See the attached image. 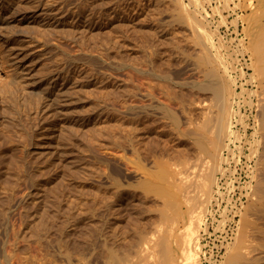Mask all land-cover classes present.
<instances>
[{
    "label": "rangeland",
    "instance_id": "1",
    "mask_svg": "<svg viewBox=\"0 0 264 264\" xmlns=\"http://www.w3.org/2000/svg\"><path fill=\"white\" fill-rule=\"evenodd\" d=\"M5 1L6 9L0 11V18H7L12 27L0 28V209L2 208L0 213L7 205L14 210L13 212L10 210L8 223L0 218L2 219L0 224L3 222V226L2 224L0 226L3 231L0 234V249L4 248V240L8 239L10 234H14V228L16 231L20 230L21 236L24 234L26 236L30 232L32 234L31 230L36 227L37 221L29 220V211L31 213L40 207L49 210L56 205L57 207L61 205L63 208L86 207L94 199L99 205L110 200L119 202L121 209L118 207V211L115 210L114 214L120 213L119 218H122L123 222H120L122 226L118 229L120 232L128 229L129 232L131 230L134 232V234L132 231L130 234L128 231L123 232V236L125 234L123 240L128 235V239L125 240L135 242L140 232L144 236H150L149 238L160 237L159 232L163 234L168 230L161 214L166 208L163 209L165 202L158 195L157 187L154 185L156 182L158 184L161 182L155 180L153 175L163 165H168L172 171L182 170V175L177 174L172 177V179L177 178L174 182H180L181 178L186 181L183 187L186 193L180 199L182 211L197 210L194 215L199 211L203 213V215L200 213L203 219H206L207 208L211 207L208 196H198L191 186L192 180L200 178V165L202 166L205 156L198 147L196 141L198 137L195 135L200 132L197 126L202 124L205 117L199 108V102L202 100L211 102L213 98L210 93L192 89L196 83L210 81L206 76L207 67L199 62V56L206 53L208 45L211 48L210 53L216 56L221 51L219 54L223 58V65L220 67L218 64V67L221 69V75L225 77L226 75L222 74L223 66L225 60L230 61V69L233 66L235 73L229 70L234 82L232 88L238 89L236 92L240 95L233 101L234 110L246 117V123L252 122L249 130L251 136L255 133L258 124L255 126L250 107L245 103L248 100L247 92L244 91L245 79L240 77L243 79L240 80L238 77L235 58L239 59L243 49L250 52L253 57L249 29L252 30L255 26L253 12L257 13L260 7L259 1L255 0L254 6H248L247 9H244L245 5L247 6L245 0H181V3L180 0ZM16 5H19L18 10L23 12L20 16L13 11H7ZM50 6L60 9L59 16L63 18L58 24L52 25L55 18L51 15L45 16L44 21L47 23H41L42 25L38 22L42 18H31L35 11L40 14L44 8ZM62 11H67L69 19L64 17ZM192 14L194 17H190ZM181 15L187 20L182 19ZM195 17L200 18L207 25H203L200 21L204 31L210 35L207 37L208 45L205 44L206 39L204 41L202 37L201 39L198 37L200 32L197 31L198 28L193 21ZM204 17L207 19L205 20ZM198 18L195 20L199 21ZM65 36H68V39ZM13 45L18 49L17 58L13 57L8 49ZM64 48H68L69 54L64 52ZM155 48L159 52L155 51ZM215 48L216 52H214ZM154 62L156 65L159 64L160 70L169 77L167 82H164L159 75H155L156 78L151 74L148 78L145 77L146 74L142 78L137 77L139 72L136 67L149 69ZM66 65L73 75L63 80L66 74L63 73L62 79L57 80L56 72L62 71ZM237 65L239 68V60ZM18 70L25 74L27 83L15 78ZM30 80H34L36 85H28ZM164 86L166 91L169 87L166 93L161 89ZM25 88L28 90L25 91ZM148 89L153 90V95H148ZM49 99L50 101L53 99L54 105L48 103ZM38 104L43 107L40 112L37 111ZM12 106H16L18 112H14ZM176 114L177 118L179 117V125L178 121H175ZM35 118L41 122L40 140L31 145L20 146L27 155L25 159L15 160L8 157L6 150L9 149L6 147L11 148L13 144L15 145L13 141H20L15 138V132L22 134ZM235 130L238 128L236 127ZM9 135L11 137L7 138ZM249 138L242 139L247 144L245 147L247 154L251 153V145L247 142L252 139ZM7 139L12 143L6 142ZM227 152L228 150H224L225 156H228ZM256 157L257 164L262 162L259 168H264L262 166L264 155L259 154V157L258 155ZM218 174L217 182L221 172ZM254 183L256 184L257 180ZM217 184H214V190ZM101 193L105 194V198L101 197ZM97 194L101 195L97 198ZM115 195L117 196L114 197ZM259 201L257 199L254 202L257 208L260 206L258 208L260 213L256 212L257 214L252 215L246 230L251 235L248 240L252 239L251 244L258 250L250 251L252 248L247 246L249 250L245 248V253L250 251L257 258L249 252L246 253L248 259L256 258L257 264H264V212L262 211L264 200ZM20 208L28 210L26 217L27 211L23 209L19 214ZM52 209L51 213L55 208ZM46 210V213H50V210ZM170 215H173V211ZM25 218L29 221L27 222ZM182 218L176 226H180V232L183 233L187 224L185 225L184 216ZM20 220L24 224H21ZM15 221L16 223H13ZM123 225L128 229H124ZM201 225L199 231L201 238L200 236L198 238L200 255L205 251L209 253L213 251L221 234L218 226L212 227L209 231L204 222ZM162 226L167 230L165 231ZM137 229L140 232L136 238ZM204 232L207 234L204 235ZM4 233L6 238L3 236ZM177 234L175 233L174 236L176 240ZM174 238L172 244L177 249L178 240L174 241ZM26 243L23 242L25 245L22 244L23 253L20 255L26 256L23 257L24 261L32 263V259L29 258L32 256L34 261L36 256L31 253L35 255L38 253L33 249L34 247L28 248L29 245ZM44 254L37 255L39 264L50 259L48 258L50 254H45L47 258L45 260L42 257ZM227 255L228 253L219 264H223L228 258ZM51 256L53 262L56 257L59 258L58 263L56 260L55 264L63 263L57 252H53ZM39 257L44 259L43 262ZM176 257L179 261L183 259L178 252ZM198 258L200 264V257ZM37 260L34 262L37 263ZM202 264H211V262L203 260Z\"/></svg>",
    "mask_w": 264,
    "mask_h": 264
},
{
    "label": "bare ground",
    "instance_id": "2",
    "mask_svg": "<svg viewBox=\"0 0 264 264\" xmlns=\"http://www.w3.org/2000/svg\"><path fill=\"white\" fill-rule=\"evenodd\" d=\"M258 1H259L260 7H259V9H257L256 14H254L255 11L253 12L254 17L252 16L254 18V21H255V26H254V28H252V30L249 29V32H250L249 37L252 38V39L251 38L250 39H251V46H252V50H253V57H251L250 52H248L247 50L244 51L243 46L241 44V48L243 49V51H241L242 49L240 51L244 53L245 59L247 60V66H246L247 70L243 69L239 73L240 77H243V78L245 77V83H243L245 88L244 87L243 88H244L245 93L247 92V95H248V100L245 103H248V106L250 107V110H251L250 112L253 114V120H255V122H256L255 126H256V124H258V126L255 127V133H253L251 135L252 137L250 136L249 132L247 134V137H250V139H252V140H248V142H247V143H250L249 145H251V147H250L251 153H250L249 157L251 159H254V161H255V157L257 155H258V157H259V154L264 155V0H258ZM179 3H181V0L179 1ZM8 4H10V3H8ZM245 4H247V6L245 5L244 9L245 8L247 9L248 6L253 7L255 4V0H245ZM18 6L19 5H16L15 7L8 9L7 11L8 12L13 11L15 14H18L20 16V15H22L23 12H22V10H18V8H17ZM128 7H131V6H128ZM181 7H184V6H181ZM4 9H6V1L0 0V11H2ZM114 11H117V10H114ZM62 12L64 14V17L69 19V15L67 14V11L66 12L62 11ZM190 12L189 13L187 12V13L190 14ZM195 12L197 13V11H195ZM60 14H61V12H60L59 8H57L55 6H50L48 8H44V11L40 14H38V11H35L31 18L32 19L42 18V20L38 21V22L40 24L41 23L46 24L47 22L44 21V19L46 18L45 16L51 15L52 18H55V22L52 25H55V24H58V22H59V20H61V18H63V16H59ZM194 14H192V16H190L191 15L190 14L189 16L194 17L193 16ZM249 16H250V14H249ZM181 18L187 20V18L183 15H181ZM195 18H198V17H195ZM195 18L193 19V21L195 22V24L198 28L197 31L200 32L199 33L200 36H198V37H200V39L202 37L204 41L206 39L205 44L208 45L209 41L207 43V37H210V35H208L207 31H204V28L201 25L202 24L201 22H203V21H201L200 18H198L199 21L197 19L195 20ZM204 19L206 20L207 18L204 17ZM247 20H249L248 17H247ZM207 24H208V22H207ZM48 25H50V24L48 23ZM203 25H205L204 22H203ZM205 26H207V25H205ZM1 27H3V28L12 27V24L7 18H0V28ZM221 27L222 26H220V28ZM215 29H217V27H215ZM213 31H215V30H213ZM220 31H221V29H220ZM0 32H1V30H0ZM249 32H248V35H249ZM210 33H212V31ZM213 34H215V33H213ZM65 37H66V39H68V36H65ZM204 41H202V42L204 43ZM228 43H229V41H228ZM244 43H245V41H244ZM206 45H204V47ZM9 46H10L9 43H7V47H9ZM217 46H220V45H217ZM206 47L209 48L210 46L208 45ZM212 47H214V46L212 45ZM208 48L205 51L206 53H203L202 55L199 56V62L202 65L207 67V69H206L207 75L206 74H204V75H206L210 81H207V80H205V82L201 81L200 83H198V84L196 83V85H193V88L191 87L192 89H195V91L210 93L213 97L212 100H210L211 102H208L206 100H202L199 102V108H201L200 110H201V112L203 111V113L205 114L204 115L205 117H204V120L202 121V124L200 123L201 125L197 126V129H198V131L200 130V132H197V134H195V135H197V137H198L196 139L198 147L201 150V152L204 153L205 156H204V159L202 162V166L200 165V170H199L200 171L199 172L200 178L198 180H192L191 186L194 187V190L196 191V194L198 196L199 195L200 196H204V195L208 196V202L210 204H212L213 199H214V194L216 191V190H214L213 186H214V184L218 183L217 182V178H218L217 174H218V172L219 173L224 172L225 171L224 170V163L230 161L228 156H225L224 150H229L231 153H233L234 157L237 158V160H238L239 157L244 152H246V148L240 147V145H238V141H241L242 136H244V135L241 132V130H235L236 126L243 124L245 129H248V128H250L252 122L250 124L246 123V120H245L246 117H244L243 114H241L240 112H236L234 110L235 105H234L233 101L236 98V96L238 97L240 95H238L236 92L238 89L236 90L235 88H232V83H234V82L232 81V78L230 77L229 70H231L233 72V66L231 67L232 69H230V61L227 62V60H225L226 63H225V66H223L222 74L224 73V75H226L227 78L225 76L221 75L220 67H222V65H223V58L220 55L221 51L220 52L217 51L220 54L217 53V56H216L215 54L210 53L211 48H209L210 50ZM247 48H249V47L247 46ZM8 49L10 50V53L13 57L17 58L19 56L17 54L18 49L16 48L15 45L11 46ZM154 50L159 52L156 48ZM234 50H235V48H234ZM64 52L66 54H69L68 48H64ZM214 52H216V48H215ZM234 53H235V51H234ZM224 56H226V55L224 54ZM228 57H230V55ZM233 60H234V58H233ZM233 60H232V62H233ZM238 60H239L238 58H235V64H236L235 67H237L236 71L238 69V65H237ZM218 64L220 65V67H218ZM153 65H155V67ZM153 65H152L153 69H152V66H150L152 70L149 67L151 72L149 69H147V68L145 69V67L144 68L141 66L136 67V70L140 74V75L137 74L138 75L137 77L142 78L143 75L148 74L147 76L145 75V77L148 78L151 74L152 77L154 76L156 78L155 75H159L164 82H167V79L169 77L167 76V74L163 73L160 70L159 64L156 65L154 62ZM67 66L68 65H66V67L62 71L56 72L57 73L56 74L57 80L62 79L63 73H66L63 76V80L69 79L71 77V75H73L72 72L70 71V69L67 68ZM146 67H148V64H146ZM15 78H17L20 81L22 80L23 82L27 83L25 81L26 80L25 74H23L19 70L16 72ZM141 83H143V81ZM31 84L36 85V82L34 80L28 81V85H31ZM144 84H141V85H144ZM164 87H162L161 89H163L162 91L165 92L166 87L165 88ZM27 90H28V88H25V91H27ZM168 90H169V87H168ZM148 92H149L148 95H153L152 89L151 90L148 89ZM244 97L245 96H243V98ZM21 98H23V97H21ZM49 102H50V105H54L53 99H51V101L49 99L48 103ZM236 102H238V101H236ZM236 102H235V104H236ZM238 106H241V105H238ZM248 106L246 105V107H248ZM12 107H13L12 110L14 112H18V109L16 108V106H12ZM37 108H38L37 109L38 112H40L43 109V107H41L39 104H38ZM171 111H173V110L171 109ZM245 111H247V110H245ZM138 112H140V111H138ZM173 114H174V112H173ZM247 116H250V115H247ZM175 117L177 118V114ZM176 118H174V120ZM178 118L175 121H178V125H179V119ZM40 125H41L40 120L38 118H35L29 124L28 129H26L22 134H18L17 132H15V134H14L15 138L17 140H20V141H13V143H15V145L13 144L11 148L6 147V149H9V150H6V151H8V153H7L8 157L15 159V160H20L22 158L25 159L27 155H26L25 151L22 148H20V146L21 145H24V146L31 145V144L35 143L37 140H40L39 139L40 135H41V133L39 131L41 129ZM261 134H262L263 138H261L262 137ZM9 137H11V136L9 135L7 138H9ZM195 138H196V136H195ZM244 141H246V140H244ZM6 142L12 143V141L10 139H7ZM232 144H235L237 148H240L241 153L236 152V150L233 149ZM245 144L246 143H244V145ZM249 152H250V150H249ZM260 158L262 159L263 157H260ZM255 163H256V161H255ZM260 163H262V162H259L258 164L256 163L254 168H253V171H252L253 178L255 181L257 180V183L256 184L253 183L252 197L243 206V208L239 212L240 213V220L238 223V230H237V233H236V236L234 237V239L228 244V250H227L228 258L223 262V264H257V260H256L257 256H253V254L250 251L256 252V250H258V249L257 248L255 249L254 245L251 244L252 239H251V241L248 240L250 234H248L246 230H247L248 225H250V218L253 217L255 214H257L256 212H259L258 208H260V206H258V208H257L254 201L255 200L257 201V199H259L260 200L259 202H262L264 200V173H263L264 168L261 167L263 169V171L261 172V170H260L261 168H259ZM262 166H264V165H262ZM180 170L172 171L168 165H163L160 167L159 171L153 175V178L155 180H160V182H161V184H158L157 182H156L157 185H156V183L154 184L157 187V189L155 187H153V188L156 189L158 195H160L162 197L163 201L165 202V204L163 203L165 205V207L163 209H165V208L166 209L162 210L163 212L161 214H162V217L164 218L163 219L164 223H167L166 224L167 226L166 225H164V226H166L168 229L167 230V229H165L166 227L164 228L162 226L165 229V231L167 230V232H164L163 234H161L159 232V230L157 229L160 234L157 232V230L155 233H156V235L158 233V236L160 235V237H157V238L154 237L156 240L155 242H154V238H149L150 236L142 235V233L138 229L136 230V232H138V233H136L135 235L137 238V235L140 232V234L138 235L139 236L138 239H140V241L137 239L138 240L137 243H136L137 240L135 242H129L128 240H125V239H128L127 238L128 235H126V238L124 240L122 239V237L125 236V234L123 236L124 231L122 232V230H121V232H120V229H118V228H120V226H122L121 223L123 221L121 220L122 218H119V217H121L119 215L120 213L117 214L118 212H115V214H114V211L115 210L118 211L117 209L120 205V204H118L119 202L117 200H110V201H107L103 205L102 204L99 205L97 203V200L94 199V201H92L94 203L89 202V204H87V206H86V204L84 205L86 207L82 206L80 208H78L79 206H77V208L75 206H74L75 208H73V206H71L69 208H63V206H61V205H58V207L56 205V206H53L55 208V210H53L54 208L53 209L51 208L53 210L52 211L53 213H51V209H49L50 213H48V212L46 213L45 212L46 209L44 210L45 207L43 209H42V207L34 209L31 213H30V211L28 213L29 209L25 206L28 209L27 210L25 208H22V210L24 209L27 211L25 213L26 214L25 217L27 216V213H28L29 220L30 219H32V220L34 219V221L36 220L37 221L36 227H33V229H34V231H33V229H32L33 224H31L32 225L31 226L32 234H31V232L29 233V234H31L30 236H29V234L28 235L26 234L27 237L22 232L24 230L21 231L24 234L22 236L20 235V232H19L20 230L16 231L15 228H14V231H16V232L13 231V233H14L13 235L10 234L11 232L9 233L10 237H8V239L4 240V245H3L4 248L0 249V264H37V263L39 264V260H37V257L39 256L38 254L40 253L43 255L45 253V251H46V253L49 252L48 254H50V256L53 255V252L54 253L57 252L58 256H60V258H62L63 263L65 262L66 264H198V261H199L198 257H200V264H202L203 258L199 253V246H200V242L198 240V238L200 236L199 231L201 229V226H202L201 224H203V222L205 225H207L206 220H208V217L210 214V209L207 208L208 211L206 210L208 212V215L206 214L208 217L205 216L206 219H203V217L201 216V215H203L202 212L198 211L199 213L197 212V214L194 215V213L197 210L191 209V210H188L186 212L182 211V201L180 199L183 198L182 196H185L186 191H184L183 187H184V184L186 183V181H184L183 178H181L180 182H174L177 178L172 179V177L176 176L177 174L182 175V170L181 171ZM260 172H261V174H260ZM262 173H263V176H262ZM158 185H159V188H158ZM215 187H217V185ZM200 193H202V194H200ZM101 194H102L101 197L104 196L103 198H105V194H103V193H101ZM101 194H97V198H98V195H101ZM116 196L117 195H115L114 197H116ZM101 197H99V198H101ZM103 198H101V200ZM95 200H96V204H95ZM4 207H5V205H4ZM10 207L11 206L8 207V205H7V207H5L3 209L2 213H0V218L2 217V219L6 220L7 223L10 220V218H9L10 217L9 214H11L10 210L11 211L14 210V209H12L13 207H11V209H10ZM50 207H52V206H50ZM66 207H68V206H66ZM22 210L20 208L19 214L21 213ZM168 211H170V213H171V211H173V215H170V213ZM201 211H203V210H201ZM262 211L264 212V210H262ZM200 213H202V214L200 215ZM22 214H24V213L22 212ZM47 214H49V215H47ZM183 216L186 219L185 225L186 224L187 225L186 226L184 225L186 227V229H185V232L182 233V232H180V230H181L180 226L178 225L179 227H177L176 224L179 222V219L182 218ZM19 219H20V217H19ZM21 219H22V217H21ZM29 220H27V222ZM20 221H22V220H20ZM31 222H33V221H31ZM183 222H185V220ZM13 223H16V221ZM1 224H0V226H1ZM5 224H6V222H5ZM21 224H24L23 221ZM34 225H35V223H34ZM160 225H162V222ZM2 226H3V224H2ZM123 226L125 227V225H123ZM128 227H130V226H128ZM160 227H159V229H160ZM124 229H128V228L125 227ZM176 229L178 230V232H176ZM2 230H4V229H2ZM161 230H162V228H161ZM203 230H204V228L202 229V231ZM215 230H216V228L214 229V231ZM127 231L129 232V229ZM127 231L125 230L126 233H127ZM131 231L133 232V230H131ZM1 232H3V231H1V229H0V234H2ZM130 232H129V234H130ZM175 233L176 234L178 233L177 234L178 243L175 242L176 245L178 244V247L176 246L177 249L175 247H173V244H172V238H174V236H176ZM132 234H134V232ZM135 235H133L134 239H135ZM3 236H5V233ZM5 238H6V236H5ZM200 238H201V236H200ZM130 240L132 241V238ZM177 240L174 238V241H177ZM25 241L29 245L28 248L31 246V247H34L33 249L35 251H37L38 254L37 253L36 254L38 256L31 253V255L36 256L35 260L38 261L37 263L34 262L35 260L33 261L32 256H31L32 258L28 257L29 260L32 259L31 260L32 263H29L30 261L28 262L27 260H26L27 261V263H26V261H24L25 258L23 259V257H26V256L20 255L21 253H23V252H21L23 250V247L21 248V246H22L23 242H25ZM27 243H26V245H27ZM33 243H34V245H33ZM23 245H25V244H23ZM247 246H248V248H252V250H250L249 252H250V254H252L253 257H256V258L252 259V257L250 256L251 259H248V256L246 255V253L249 254V252L245 253V251H246L245 248ZM28 248L24 247V249H28ZM248 248H246V249H248ZM1 250H3V251L1 252ZM34 250H32V251H34ZM177 252L182 255L183 259L180 261L176 257ZM259 253H262V252H259ZM259 253L258 254L256 253V254L260 255ZM263 253H264V251H263ZM45 254H44V256H42V255H40V256L44 257V259L46 260L47 258L45 257ZM48 254H46V255H48ZM198 254H199V256H198ZM50 256L48 258H50L51 260L47 259L48 261L46 260L45 262L42 261V260H44V259H41L42 257H39L40 260L43 262L42 264H55L56 260L58 263L59 258L56 257L55 261L53 262L52 256L51 257ZM260 256H259V258H260ZM260 260H258V262H261ZM63 263H60V264H63ZM259 264H261V263H259Z\"/></svg>",
    "mask_w": 264,
    "mask_h": 264
},
{
    "label": "built area",
    "instance_id": "3",
    "mask_svg": "<svg viewBox=\"0 0 264 264\" xmlns=\"http://www.w3.org/2000/svg\"><path fill=\"white\" fill-rule=\"evenodd\" d=\"M239 66L237 72L240 73L243 69L246 70L247 60L243 52L239 54ZM236 127L243 133L242 139H247L251 126L248 129H245L243 124ZM241 141H238V145L243 148L246 147V144L243 146L244 142ZM232 147L236 152L241 153V149L237 148L235 144H232ZM227 154L230 161L225 163V171L220 174L207 220L208 230L210 231L212 227L218 226L220 229L218 231H221V234L213 251L201 253L204 262L210 261L211 264H219L226 255L228 244L234 239L238 230L239 212L252 197V186L255 181L252 174L255 161L249 157L250 154H247V149L238 160L229 150ZM229 155L231 156L229 157ZM206 234L207 232H204V235Z\"/></svg>",
    "mask_w": 264,
    "mask_h": 264
}]
</instances>
